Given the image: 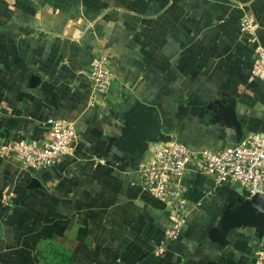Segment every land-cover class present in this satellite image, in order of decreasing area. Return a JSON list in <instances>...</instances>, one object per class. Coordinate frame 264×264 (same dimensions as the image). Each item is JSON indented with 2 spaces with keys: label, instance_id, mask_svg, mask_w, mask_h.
I'll return each mask as SVG.
<instances>
[{
  "label": "crops",
  "instance_id": "1",
  "mask_svg": "<svg viewBox=\"0 0 264 264\" xmlns=\"http://www.w3.org/2000/svg\"><path fill=\"white\" fill-rule=\"evenodd\" d=\"M244 16L264 47V0H0V141L43 140L52 118L79 132L47 169L0 156V264L252 263L259 232L245 218V189L189 167L187 223L167 241L170 213L141 184L145 155L110 153L137 101L157 107L164 135L192 150L264 133ZM99 57L114 85L92 106ZM232 101L241 130L226 115Z\"/></svg>",
  "mask_w": 264,
  "mask_h": 264
},
{
  "label": "built area",
  "instance_id": "2",
  "mask_svg": "<svg viewBox=\"0 0 264 264\" xmlns=\"http://www.w3.org/2000/svg\"><path fill=\"white\" fill-rule=\"evenodd\" d=\"M258 24L252 16H244L241 31L256 44L252 78L264 82V47L257 36ZM92 83V106L99 104L114 85V74L106 61L95 58L88 75ZM43 140L21 139L0 141V156L14 159L24 168H50L70 155L79 137L76 122L69 119H48ZM168 141L152 143L144 156L139 174L142 187L160 200L170 213L172 223L165 232L167 241H177L187 223L189 208L184 199L182 179L193 166L218 184L234 183L245 189L249 197L264 195V133L246 134L230 148L192 150L174 136ZM160 253L164 249H159ZM251 264H264V237L257 241Z\"/></svg>",
  "mask_w": 264,
  "mask_h": 264
},
{
  "label": "water",
  "instance_id": "3",
  "mask_svg": "<svg viewBox=\"0 0 264 264\" xmlns=\"http://www.w3.org/2000/svg\"><path fill=\"white\" fill-rule=\"evenodd\" d=\"M228 118L241 130L237 119L234 101L225 108ZM127 129L123 136L113 144L111 155L117 161L134 160L145 155L150 142L168 141L169 136L162 132V118L157 107L137 101L127 115ZM247 223L257 229L259 238L264 237V195L248 198L244 208Z\"/></svg>",
  "mask_w": 264,
  "mask_h": 264
}]
</instances>
